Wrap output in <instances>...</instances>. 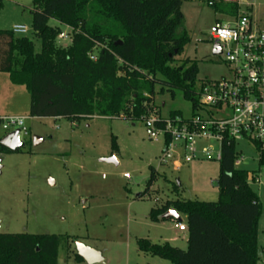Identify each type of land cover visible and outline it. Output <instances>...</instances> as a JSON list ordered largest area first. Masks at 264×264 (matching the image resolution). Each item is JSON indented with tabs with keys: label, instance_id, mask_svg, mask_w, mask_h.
Wrapping results in <instances>:
<instances>
[{
	"label": "trees",
	"instance_id": "trees-1",
	"mask_svg": "<svg viewBox=\"0 0 264 264\" xmlns=\"http://www.w3.org/2000/svg\"><path fill=\"white\" fill-rule=\"evenodd\" d=\"M204 1L209 5L212 0ZM182 4L183 0H33L32 27L41 48L37 51L34 39L26 35L0 29V72H8L14 84L27 86L31 117L144 120L159 111L157 85L173 97L180 91L192 102L194 115L201 109L204 83L198 87V62L180 58L190 40L183 28ZM2 5L0 0V10ZM210 6H223L231 17L241 10L238 2ZM52 19L57 25L50 24ZM62 26L73 30L67 47L58 44ZM0 152L12 151L0 144ZM222 152L217 201L167 200L151 209L156 222L170 209L186 216L188 247L140 238L139 252L172 264L260 263L262 200L248 181L249 171L235 167L237 144L224 142ZM259 164L264 166V151ZM155 178L153 169L139 197L149 192ZM60 241L55 234L0 233V264H58ZM76 259L83 261L77 253Z\"/></svg>",
	"mask_w": 264,
	"mask_h": 264
},
{
	"label": "rangeland",
	"instance_id": "rangeland-1",
	"mask_svg": "<svg viewBox=\"0 0 264 264\" xmlns=\"http://www.w3.org/2000/svg\"><path fill=\"white\" fill-rule=\"evenodd\" d=\"M238 1L241 10L248 11L254 23L264 28V0ZM32 9L33 0H3L0 29L27 26L28 32L16 35L34 39L39 51ZM222 10L223 6L217 10L204 0H183V28L190 40L180 58L198 62V87L229 75L223 57L213 55L211 42L217 21L228 20ZM50 24L55 26L57 22L52 19ZM62 27L69 38L58 39V44L67 47L73 40V30ZM30 99L26 85L14 84L8 72H0V118L27 117L30 131L24 137L26 145L18 152H0V233L60 236L58 264H89L76 259L74 238L102 252L104 261L96 264H149L155 260L146 261L138 250V240L151 239L150 234L177 233L172 219L152 220L153 207L167 200L219 199L220 162L218 158L203 157V148L212 145L217 153L220 142L199 139L198 159L181 160L180 167L175 163L178 157L163 164L165 142L149 139L143 120L99 115L75 121L65 117H31ZM155 104L164 117L171 111H180L185 118L193 115L190 100L180 91L174 97L167 89L161 92V85L155 89ZM9 132L0 127V140ZM35 135L44 139L38 145L33 142ZM239 148L246 157L240 168L258 170V153L252 145L243 142ZM111 157L118 163L104 160ZM153 169L155 181L149 192L139 197L146 191ZM126 173L131 178H125ZM250 185L263 203L259 264H264V178L261 184ZM179 215L184 220L185 215ZM163 222L172 228H164Z\"/></svg>",
	"mask_w": 264,
	"mask_h": 264
},
{
	"label": "built area",
	"instance_id": "built-area-1",
	"mask_svg": "<svg viewBox=\"0 0 264 264\" xmlns=\"http://www.w3.org/2000/svg\"><path fill=\"white\" fill-rule=\"evenodd\" d=\"M219 2H238V0H212L209 5ZM70 28V27H68ZM28 27L17 25L15 33H26ZM67 33L62 31L58 39H68ZM212 44L218 43L222 48L224 63L228 67L229 75L217 81H210L203 85L200 105L190 118L183 115L164 117L161 111H154L143 121L149 139L159 141L163 139L161 163L175 161L180 167L181 160L190 162L199 158L197 141H218L221 144L219 152L215 153L213 146L203 148V157L208 159L223 156L224 142L237 144L239 154L235 160V167L240 168L246 157L239 148L240 143L252 145L258 153V164L264 151V28L253 21L248 11L240 10L237 17L228 16V20L217 21L212 32ZM95 59V56H91ZM2 128L6 131L20 129V136L30 135L27 117L5 116ZM10 133V132H9ZM131 178L130 174H124ZM264 178V166L258 170L249 171L248 181L261 184ZM182 231L187 225L178 222Z\"/></svg>",
	"mask_w": 264,
	"mask_h": 264
},
{
	"label": "water",
	"instance_id": "water-1",
	"mask_svg": "<svg viewBox=\"0 0 264 264\" xmlns=\"http://www.w3.org/2000/svg\"><path fill=\"white\" fill-rule=\"evenodd\" d=\"M222 53V48L218 43L213 44V55L218 56ZM44 139L38 135H35L33 137L34 145H38L41 143ZM0 144L6 148H8L11 151H17L18 149L23 148L26 145L25 140H23L20 136V129H16L14 131H11L6 136H4L0 140ZM106 162H114L118 163L115 157H111L109 159H104ZM1 159H0V173H1ZM163 218L165 219H177L179 221H182V218L180 217L179 213L175 209L168 210L164 215ZM76 250L77 254L83 258V260L87 261L89 264H96L104 261V256L101 251L94 249L81 241H76Z\"/></svg>",
	"mask_w": 264,
	"mask_h": 264
},
{
	"label": "crops",
	"instance_id": "crops-1",
	"mask_svg": "<svg viewBox=\"0 0 264 264\" xmlns=\"http://www.w3.org/2000/svg\"><path fill=\"white\" fill-rule=\"evenodd\" d=\"M171 222H173L172 226L174 227V225H175V229L177 231V233H175V235L172 236V234L170 235L169 232H167V235L161 234L160 236H155V235L150 234L151 235V239L150 238H148V239H150L152 242H155V243H157V242H159V243L169 242L170 244H172L174 246H178L180 248L186 249L188 247V232H187V230L186 231H182L178 227V222H183V223H185L187 225L186 216H185L184 220H182V221H179L177 219H173L172 218ZM162 224H163L164 228L168 227L167 224H165L164 222ZM172 226H170V228H172ZM170 228L168 227L167 229H170ZM167 229H165V230H167ZM141 254H142V256H145L146 261L149 260L148 258H152V259H150V261L155 260L153 262H149V264L150 263L163 264V263H160V261H157L159 259H156V258H160V257L152 256V255H146V254H143V253H141ZM160 260H165V259L160 258Z\"/></svg>",
	"mask_w": 264,
	"mask_h": 264
}]
</instances>
